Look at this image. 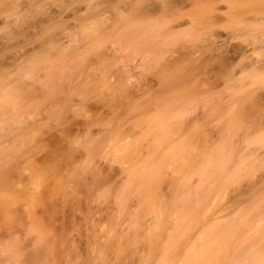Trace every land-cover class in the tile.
Returning <instances> with one entry per match:
<instances>
[{
  "label": "rangeland",
  "instance_id": "374dc122",
  "mask_svg": "<svg viewBox=\"0 0 264 264\" xmlns=\"http://www.w3.org/2000/svg\"><path fill=\"white\" fill-rule=\"evenodd\" d=\"M150 1L156 7L139 12L140 0H0V85L23 87L15 113L4 115L0 126V178L11 189L8 202L0 203V264H37L35 254L56 264H145L149 247L137 236L152 228L156 214L144 198L158 193L169 200L180 180L192 196L213 187L207 214L181 244L183 252L219 222L237 219L235 237L248 241L247 233L263 221L264 146L257 141L264 121L254 118L264 110V82L253 70L264 61V45L231 31L257 16L255 34L264 33V11L242 12L236 24L231 0ZM199 9L205 14L193 36L175 37ZM149 20L159 26L163 61L184 64L193 93L170 87L162 78L168 69L151 66L154 49L141 51L139 32H124L128 22ZM82 32L91 36L82 39ZM151 33L140 41L149 42ZM46 57L47 63L33 65ZM59 73L64 76L55 79ZM178 94L184 98L176 106ZM7 103L0 100V107ZM237 111L247 119L232 127ZM162 115L181 125L170 131L173 141L194 135L198 164L231 151L226 169L209 177L181 172L184 157H178L158 163L156 177L149 167L166 151L154 148L161 134L154 119ZM145 175L155 183L149 190ZM65 181L64 194L58 186ZM173 216L157 230L154 263L164 250H176L168 240L181 219ZM224 245L233 250L235 240ZM222 253L211 256L213 264Z\"/></svg>",
  "mask_w": 264,
  "mask_h": 264
},
{
  "label": "bare ground",
  "instance_id": "6f19581e",
  "mask_svg": "<svg viewBox=\"0 0 264 264\" xmlns=\"http://www.w3.org/2000/svg\"><path fill=\"white\" fill-rule=\"evenodd\" d=\"M160 4L163 6H166L167 4L171 3H177L181 0H160ZM184 1H192V0H184ZM141 9H139V12H146L150 6L156 7L150 0H140ZM258 11H264V0H231L230 1V17L233 20L234 23L238 22V17L242 12H255ZM205 14V11L203 9H199L193 17H191L192 23L189 27L186 29H182V32H178V36L175 35L177 38L181 37H192L193 36V30L195 29V24L198 26L202 24V15ZM256 15V14H255ZM258 17L253 16L251 17L250 22H245L241 26L237 28V30L233 29L231 31L232 34H235L237 31H240V33H246L253 36L255 42H260L264 45V33L258 35L255 34V31L260 29L261 26H257V23H254L252 20H256ZM157 23H159L157 21ZM160 24V23H159ZM237 24V23H236ZM158 25L153 21H138V22H128L125 26L124 32L125 33H132L135 31H138V40L140 43L138 45L140 46V50H146L154 51L151 53L153 54V57L151 58V54L149 56V61L151 63V66H159L164 69H168V71L162 72V78L168 82L167 84L172 87L176 86L177 88H181L185 91H190L191 87L188 85L187 76L185 73L182 72V69L184 67V64L181 65V63H175V64H166L163 60V57L160 54V50L163 49V41L161 40L160 32L158 30ZM199 30V28H198ZM235 30V31H234ZM152 32L150 36H152L149 40V42L144 43L140 40H143L144 36ZM137 32H135L136 34ZM134 34V33H133ZM82 39H87L89 36H91L90 32H82L79 34ZM131 36V35H130ZM165 38V37H164ZM169 38V37H168ZM174 39V38H171ZM258 39V40H257ZM164 42L167 39H163ZM148 52V51H147ZM50 59L49 58H42V59H35L33 60V65L38 66L40 63H47ZM256 61V67L253 70V77L256 79H259L261 82H264V61L261 63L259 67H257ZM49 69V68H48ZM50 71V70H49ZM51 71L53 69L51 68ZM67 73V72H66ZM63 74H55V79L62 78ZM259 81V82H260ZM54 82V81H53ZM9 85L7 87H4L3 85H0V100L8 101V105H5L3 107H0V126H2L5 123V119H3L4 115H13L16 111L17 104L15 100L21 95V89L23 90L22 85ZM56 91H58V88L56 90H52L49 93V98L51 100H54L56 97ZM194 89L191 90V93H193ZM180 92H182L180 90ZM183 95L178 94L177 97H175L174 101L176 106H179L183 99ZM179 99V100H177ZM173 101V102H174ZM176 113V112H175ZM247 113V112H246ZM176 115H180V112L177 111ZM240 115V112H236L234 117H231L229 122L231 123L232 127L237 125H244L245 120L247 119V114L244 112L242 113V116L238 118ZM176 120V119H175ZM256 123H260L264 121V110L259 109L256 118H254ZM155 126L158 127V132L160 131L161 134L155 138L154 148L155 150L158 147H164L166 148L165 154L163 157H158L157 159L159 161H153L150 165V161H145L143 166L141 168H147L150 165V169L155 173V176L158 173V163L160 164L163 161H169L181 157L183 161L178 167V170L183 172L187 170H193L195 172H200L203 177L206 175L209 177V174L213 173V171L216 168H221V170L226 169V164H228V161H225V159L229 156H231V151L227 152L224 156L225 158H222L220 161H216L215 158L211 157L208 159L204 164L202 165L198 164V161L195 159L196 155L192 151L194 147V140L192 137H190L188 140H182V141H173L170 136V131L172 132L173 129H178L181 127L180 124H176L175 122L167 123L165 116H159L154 119ZM174 121V120H173ZM167 125V126H166ZM231 127V126H230ZM164 129H166L164 131ZM2 129L0 128V131ZM232 131V130H231ZM235 131V130H234ZM163 133V134H162ZM172 134V133H171ZM257 143L261 146H264V131H262L261 136L259 137V140ZM93 150L99 148L98 145L92 147ZM4 148L0 147V166L4 163ZM9 151H12L9 150ZM262 159V158H261ZM260 159V160H261ZM257 164H260L261 161H257ZM244 165L245 163L242 162ZM246 164L244 165V167ZM157 167V168H156ZM174 168V167H173ZM150 169L149 172H152ZM242 169V168H241ZM239 171V170H237ZM239 173V172H238ZM147 175L143 176L146 180H144V185L147 186V189L149 190L152 188V186L155 184L152 181L151 178H146ZM159 176V174H158ZM156 176V177H158ZM159 178V177H158ZM156 178V181L158 180ZM70 180V179H69ZM132 181V180H131ZM155 181V182H156ZM71 182V180H70ZM69 181L62 182L60 186H58V190L62 188V193L65 194V184L69 185ZM73 182V181H72ZM183 180L177 181L175 188H176V194L172 196L169 200L164 198L163 194L155 193L154 199H146V203L148 204V209L153 211L156 214L155 222L152 228L145 233L142 237H140L139 240L141 242H144L149 247V255L144 257V263L145 264H213V259L211 260V256L220 252H223L220 257L222 264L223 259H226L227 262L225 264H264V243L262 246H259L261 242L264 240V219L263 221L258 224L257 226L252 227V230L247 233V236L245 237L248 239V241H238V239L235 237L237 234V230L239 227V223L237 219H231L226 220L217 223L212 228L206 230L201 234L199 237L194 238V241L192 242L190 249L186 252H183L180 249V246L182 243L186 242L190 239L191 231L193 228H195L200 219L202 217H205L207 214V206H205V203H208L206 199L212 194L213 187L209 189H201L198 191L194 196L190 192V188H188ZM10 184L4 178H0V203H6L8 202L10 196H11V189L9 188ZM57 189V187L55 188ZM55 191V190H54ZM56 192V191H55ZM61 193V194H62ZM128 193V192H127ZM139 194L141 195L142 192L140 191ZM192 196V197H191ZM180 202L182 204H180ZM182 206V207H181ZM5 209L0 206V212H3ZM8 212L6 210L5 214L7 215ZM173 214H176L178 218L181 219L177 223V229L173 231L169 236V244L171 246L176 245V250L173 253H169L168 251L164 250V253L161 257H159L158 261L156 263L153 262V255L156 251V246L158 243V233L157 230L164 226L167 220H170L173 218ZM196 239V240H195ZM193 240V239H191ZM235 240V247L233 250H231V247H224L225 243H229L230 241ZM250 243L251 245H247V243ZM169 245V246H170ZM251 246V247H250ZM49 248H46L45 250L48 251ZM226 250V252H225ZM230 250V251H229ZM235 250V252H233ZM37 261V264H56V262H50L46 257H41L40 254H35L34 259Z\"/></svg>",
  "mask_w": 264,
  "mask_h": 264
}]
</instances>
